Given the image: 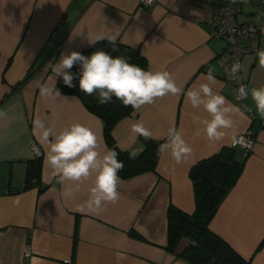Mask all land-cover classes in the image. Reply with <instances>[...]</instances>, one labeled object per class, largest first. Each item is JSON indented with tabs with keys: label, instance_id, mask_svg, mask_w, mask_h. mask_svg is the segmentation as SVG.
<instances>
[{
	"label": "crops",
	"instance_id": "obj_1",
	"mask_svg": "<svg viewBox=\"0 0 264 264\" xmlns=\"http://www.w3.org/2000/svg\"><path fill=\"white\" fill-rule=\"evenodd\" d=\"M236 2L241 6L239 23L256 19L257 0ZM212 4V0H154L150 5L140 0H0V111L6 113L0 117V264H189L166 248L167 208L171 204L193 213L191 166L229 147L249 129L254 133L252 150L209 229L250 264H264V245L260 246L264 240V119L256 113L250 95L237 99L233 86L223 79L218 56L225 43L211 36ZM243 5L249 8L245 12ZM100 34L138 50L147 70L170 72L184 93L207 83L211 71L216 77L213 91L240 111L232 115L233 128L224 130V137L216 142L195 135L202 125L194 121L208 118V113L203 107L193 108L184 94L157 98L119 120L112 137L121 151H142L140 135L131 130L139 121L155 140L167 138L168 129L176 127L192 154L176 164L166 151L160 153L155 171L119 177L118 202L106 203L97 213L79 210L94 176L80 184L74 196L65 197L64 189L74 184L62 185L52 175L45 158L49 146L34 132L33 121L44 120L54 132L81 123L95 132L102 153L111 150L102 120L78 95L61 92L68 98L52 101L41 97L38 86H56L58 78L45 65L58 63L61 53L90 47L89 41ZM257 51L245 52L241 60V75L249 90L264 87ZM33 146L41 153L42 191L38 185L24 188L29 162L36 159ZM240 155H246L244 150Z\"/></svg>",
	"mask_w": 264,
	"mask_h": 264
},
{
	"label": "clouds",
	"instance_id": "obj_2",
	"mask_svg": "<svg viewBox=\"0 0 264 264\" xmlns=\"http://www.w3.org/2000/svg\"><path fill=\"white\" fill-rule=\"evenodd\" d=\"M105 39L115 50V40L111 36L100 34L94 40L88 41L95 44ZM256 55L259 66L264 68V48L259 49ZM74 65H79L78 74L71 71ZM45 68L51 69L52 73L70 88L75 87L73 80L78 78L79 91L89 96L97 93V102L102 105H107L115 97L123 106L139 111L142 107L153 104L157 98L169 94H184L193 108L203 107L208 113V118H196L194 121L202 125L197 127L195 135L204 134L211 142L221 140L225 135L224 130L233 128L232 115L240 111L225 96L213 91L212 85L216 83V77L211 71L207 73V83L194 86L184 93L170 72L145 70L130 63L127 57L112 56L104 50H96L90 56L76 51L61 53L58 63H49ZM241 69L240 62L235 61L226 71L230 79L239 80L238 73ZM38 86L41 97L52 101L68 98L55 85L50 87L46 83H39ZM249 95L255 104L256 113L264 119V87L249 90L244 84H240L238 98L248 99ZM245 107L248 111L252 110L247 105ZM5 115V112L0 111V117ZM33 126L40 141L49 146L45 158L52 175L58 178L62 185L66 181L74 184V187L64 189L65 197L74 196L80 191V184L94 176L93 186L89 189L87 200L80 206V211L87 209L98 213L103 211L106 203L118 202V173L123 169V162L117 158L116 151L107 150L102 153L99 150L98 137L93 130L77 122L54 132L53 128L47 126L40 118L33 121ZM131 130L145 139L152 136L149 129L139 121L132 125ZM159 151L170 152L176 164L184 162L192 154L191 146L176 127L168 129L166 142L160 145ZM130 155L134 157L136 153Z\"/></svg>",
	"mask_w": 264,
	"mask_h": 264
},
{
	"label": "trees",
	"instance_id": "obj_3",
	"mask_svg": "<svg viewBox=\"0 0 264 264\" xmlns=\"http://www.w3.org/2000/svg\"><path fill=\"white\" fill-rule=\"evenodd\" d=\"M233 0H212V3H228ZM238 1V0H236ZM96 50H104L112 56H124L129 62L147 70V61L139 53L127 45L115 40L113 45L106 39L92 44L88 48L78 50L84 56H90ZM73 73L79 72V65L71 69ZM24 79L20 84H23ZM75 87H67L62 79H57L56 88L64 94L78 95L86 108L97 115L103 122V136L111 150L118 153V159L123 162V169L118 176L127 179L136 175L153 172L157 167L160 156V145L166 139H145L139 136L143 149L134 157L131 152L121 151L115 145L112 129L115 124L134 111L125 107L115 97L107 105L97 102L98 94L91 96L79 91L78 78L73 80ZM239 147H223L215 154L197 161L189 170V178L193 186L195 208L193 213L187 214L173 205L167 208V245L166 248L175 258L189 264H250L249 260L241 257L223 238L209 229V223L217 212L223 199L227 196L239 179L246 154L240 155ZM41 157L29 162L25 177V186L38 185L39 191L44 190L40 184ZM132 236L139 237L135 232ZM195 242V243H193ZM261 245H264L262 240Z\"/></svg>",
	"mask_w": 264,
	"mask_h": 264
},
{
	"label": "built area",
	"instance_id": "obj_4",
	"mask_svg": "<svg viewBox=\"0 0 264 264\" xmlns=\"http://www.w3.org/2000/svg\"><path fill=\"white\" fill-rule=\"evenodd\" d=\"M145 5L154 2L148 0H140ZM260 11L256 19L248 23H239L238 14L241 12V6L238 2L213 3L211 5V15L209 18V26L211 27V36L222 40L225 43L224 50L218 56V62L223 71V79L233 86L235 97L238 98V88L240 84L247 87L245 80L242 78L241 71L238 73L240 79H230L227 69L233 62L239 61L241 64L242 57L245 52L257 51L259 44L264 35V0H257ZM248 44L245 45L244 42ZM254 143V133L249 129L244 134L237 135L231 142V147H239L244 150L245 154H249ZM35 157H41L40 151L33 146ZM25 256H28V248H25Z\"/></svg>",
	"mask_w": 264,
	"mask_h": 264
},
{
	"label": "rangeland",
	"instance_id": "obj_5",
	"mask_svg": "<svg viewBox=\"0 0 264 264\" xmlns=\"http://www.w3.org/2000/svg\"><path fill=\"white\" fill-rule=\"evenodd\" d=\"M248 9H249V8H248L247 5H243V10H244V12L247 11Z\"/></svg>",
	"mask_w": 264,
	"mask_h": 264
}]
</instances>
